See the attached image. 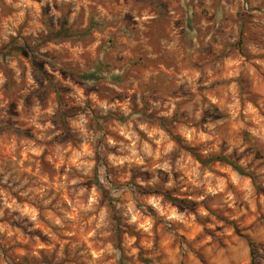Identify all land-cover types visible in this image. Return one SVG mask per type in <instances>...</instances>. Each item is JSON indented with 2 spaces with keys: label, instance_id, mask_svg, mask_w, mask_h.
<instances>
[{
  "label": "clouds",
  "instance_id": "9594fccd",
  "mask_svg": "<svg viewBox=\"0 0 264 264\" xmlns=\"http://www.w3.org/2000/svg\"><path fill=\"white\" fill-rule=\"evenodd\" d=\"M0 264H264V0H0Z\"/></svg>",
  "mask_w": 264,
  "mask_h": 264
}]
</instances>
